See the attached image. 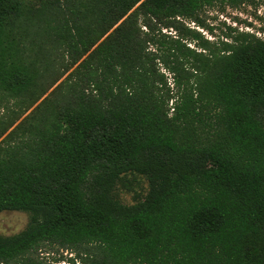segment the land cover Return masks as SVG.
<instances>
[{"label": "trees", "instance_id": "obj_1", "mask_svg": "<svg viewBox=\"0 0 264 264\" xmlns=\"http://www.w3.org/2000/svg\"><path fill=\"white\" fill-rule=\"evenodd\" d=\"M243 1L0 0V93L40 112L0 151V213L29 217L0 237V264H49L27 256L40 244L84 248L82 264H264V40L203 55L159 29ZM29 34L74 67L54 100ZM127 174L149 186L130 206L112 197Z\"/></svg>", "mask_w": 264, "mask_h": 264}, {"label": "rangeland", "instance_id": "obj_2", "mask_svg": "<svg viewBox=\"0 0 264 264\" xmlns=\"http://www.w3.org/2000/svg\"><path fill=\"white\" fill-rule=\"evenodd\" d=\"M31 5H38V0H26ZM134 10V9H133ZM132 10V11H133ZM131 11V12H132ZM146 18L139 16L141 26ZM170 28L160 27L163 35L171 40L179 41L197 53L208 55L218 53L225 44L233 42L241 35L247 34L257 39L264 40V0H245L237 4L217 2L210 7L198 11L192 20L176 18ZM158 29V27H156ZM146 31L144 27L141 28ZM42 36V35H41ZM201 46H205L203 50ZM21 47L26 61L37 59V67L45 79L47 87L51 86L44 98L54 100L59 93L50 95V92L59 84L65 82L70 72L69 55L64 45L41 39L38 35H24ZM155 47L149 46L154 51ZM159 72L166 79L167 87L172 91L167 107L168 114L172 113L174 104L175 75L168 72L158 64ZM44 84V85H45ZM64 89L61 91L63 92ZM40 100V101H41ZM39 101V102H40ZM26 103L22 98L13 99L0 93V151H7L13 145L20 143L19 137L28 135V131L38 123L40 112H34V107L26 110ZM45 108V107H43ZM17 134L9 136L10 131L20 125ZM25 132L24 135L20 134ZM149 189L147 180L137 174L122 176L112 190V197L123 205H133L141 202ZM29 221L28 214L24 212L4 211L0 213V237H10L25 229ZM84 248L64 249L54 244H40L27 256H34L38 260L49 264H82Z\"/></svg>", "mask_w": 264, "mask_h": 264}]
</instances>
